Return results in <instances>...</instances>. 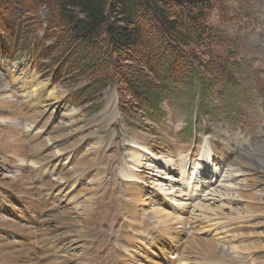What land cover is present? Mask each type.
Returning a JSON list of instances; mask_svg holds the SVG:
<instances>
[{
    "label": "rangeland",
    "instance_id": "374dc122",
    "mask_svg": "<svg viewBox=\"0 0 264 264\" xmlns=\"http://www.w3.org/2000/svg\"><path fill=\"white\" fill-rule=\"evenodd\" d=\"M219 9L213 12L211 20H214V24L223 32L224 37L216 39L212 45L217 43V51L221 53L232 50L241 64L235 74L236 87L229 88L222 101L224 104L223 113L217 109L216 114H207L205 119L201 118L199 121L197 117L195 128L186 126V122L192 123L194 118L190 120L191 112L185 105L187 102L185 99L177 101L165 98L160 101L162 109L156 110L154 117L149 118V111L145 112L134 105L131 99L133 92L130 83H123L121 91L116 79L111 77L109 85L100 94L94 95L91 102L75 96V93L89 84L88 81L94 77V74H90L88 77H81V75L72 77L70 74L64 73L68 69L72 54L67 56L65 49L60 48L61 45L58 52L52 56L51 60L47 61L28 50L12 57L0 54V89L6 83H10L11 88L15 90L14 97L19 95L18 98H20V94L24 92L23 87L26 88V92L32 93L33 83L25 86L24 80L39 83V86L45 87L46 90L45 97L46 104H48L46 112L52 115L53 128L59 125L65 126L68 128V132L73 134L74 139L81 140L77 147L64 152L58 151L56 145H52L54 149L50 154L57 157L55 165L58 168L72 170L74 173L73 177L67 181L54 179L55 182H60L63 187L53 191L51 199L53 198L54 201L46 206L47 209L49 208L48 211H57L58 215L78 214L83 211L84 207L86 208L98 200H103V204L110 205L106 212L111 213L112 211V219L106 220L103 231L96 238L94 250L88 251L87 255L84 253L87 249L84 246L87 239L70 237V235L59 236V240L66 239L67 246L56 258L57 264H198L201 263L199 258L184 259L179 254L181 245L191 240V226L196 227L192 229L193 239L207 238L219 241L220 248H223L229 256L242 259L246 264H264V219H261L264 218V184L255 185L254 182L256 177L254 172L264 174V172H260L263 171L264 166L257 162L258 167L255 165L251 167L252 169H247V173H245L239 167L240 164L245 165L237 162L239 156L246 154L245 152H257L258 146L264 143V0H224ZM19 12L17 18L23 19V24L18 27L14 21L13 13ZM49 13L47 7L40 8L34 5L32 7L25 6L19 10L14 2L4 3V7L0 9V36L5 39L6 45L10 48L16 46L12 41V35L16 30L20 33H29L32 48L38 44L52 45L55 38L59 36L57 34L53 37L50 34L51 31L60 34V30L55 29L54 31L53 29L45 32L49 22ZM1 29L8 31V35L6 36ZM127 69L132 72L136 69L135 64L128 66ZM50 93L54 95L49 97ZM10 95L13 97L12 94ZM108 98L115 99L118 110L117 118L107 128L104 121H99V116ZM25 106L26 104L21 107L23 113ZM43 107L45 108V106ZM227 108H229L228 112ZM22 123L23 129H26L27 133L31 132V136L39 133L37 130L30 131L28 125H24V120ZM50 131L47 130L44 133L46 140L49 139ZM155 132L163 135L166 140H170L173 161L166 158L167 147L161 144L166 142L156 138L157 133ZM51 134L52 131L49 135ZM107 134H110L109 147L103 148L100 143L101 138ZM145 134L153 139L152 149L143 151L141 163H135L136 161L132 159V152L134 149H141L136 143L137 138ZM62 144L64 145L65 142ZM119 144H122V149L117 152L116 146ZM125 144L128 146L124 147ZM212 144L216 149L215 152H212L210 148ZM185 147H189V149L185 151ZM48 148L51 150V146ZM205 149H209V162L202 159L201 154ZM228 152L230 156H223ZM112 153H116L115 156L118 158L113 164L114 171L117 167L119 168L118 165L122 166L123 164L135 171L137 175L139 174L138 179L133 182L118 173L110 174L103 179L104 174L102 176L98 174V166L86 165L88 167L83 166L79 171L73 170L78 167V160L85 154L87 156H103L102 160L106 162L103 164L102 161L100 167L105 170L107 169L106 163L108 160L110 161L108 157L112 156ZM183 157L192 161L186 172L179 170L177 165V161ZM231 161H236L237 164ZM170 164L177 166H172L171 169L168 166ZM255 168H260V171ZM0 173L13 175L15 172L6 170L0 165ZM203 174L207 178L204 179L205 186L198 189V193L202 195L201 200H194L193 203L186 200L185 189L197 186L196 182L203 180L201 178ZM108 183L112 186L109 187ZM1 185L0 191H7L6 187ZM206 185L209 186L207 189H205ZM215 189L216 193H212V190ZM174 194H180V196H177L175 200L172 198ZM239 194H243V198ZM13 195H11V199L15 200V203L4 202L0 198V212L5 211V207H7L9 215L15 217L21 210L18 208L19 204L21 208L24 205L18 196ZM207 196H222L223 200L219 202L214 199L211 201L203 199ZM36 197L39 200L42 196L37 194ZM182 199L185 200L178 202ZM200 203L212 204L216 212H219V216L223 218L230 219V217L237 216L238 219L233 220L232 224L223 225L216 230V227L211 226L216 223L208 219L209 214L213 216V211L208 209L205 212L193 211V208L200 207L197 206ZM124 205L132 206L137 211L138 221L140 220L137 228L139 232L132 231L133 221L124 211ZM219 207L223 209L220 210ZM249 207H252L254 215H250L248 221L244 219L249 214V211H246ZM180 209L187 211L184 218L188 221L185 228L188 232L180 225L174 224L177 228L171 229V235L164 236L162 232L168 231V229L165 230L161 225L155 223L153 220L155 213L164 211L176 220L179 217L176 211L179 212ZM222 212H227V215ZM37 213L39 215L37 220L45 221L42 219L47 218L46 213L38 208ZM241 214H243V218L238 216ZM203 216L206 218H202ZM49 217H54V215ZM33 218L35 217L33 216ZM196 218L198 219L196 220ZM21 220L30 224L27 218ZM144 220L154 223L156 230L151 235L140 228L141 221ZM52 222L55 223V220ZM231 229L238 234L248 232L247 234L253 237L255 248L251 250L232 248L230 243L236 241L241 244V242L237 240L238 237L234 239L233 232H229ZM12 235L23 241L26 239L22 233L16 232ZM249 236H247L248 239ZM239 244L236 245L239 246ZM53 253L54 251L50 250V254L53 255Z\"/></svg>",
    "mask_w": 264,
    "mask_h": 264
},
{
    "label": "trees",
    "instance_id": "16d2710c",
    "mask_svg": "<svg viewBox=\"0 0 264 264\" xmlns=\"http://www.w3.org/2000/svg\"><path fill=\"white\" fill-rule=\"evenodd\" d=\"M9 2L19 10L47 7L45 32L58 29L60 34L51 31L53 37L59 36L54 44L32 48L29 33L16 30L11 33L16 44L12 48L0 36V54L12 57L28 50L47 61L61 45L67 56L72 54L64 73L94 74L75 93L89 102L109 85L111 77L121 91L123 83H130L134 105L149 111V118L162 109L160 101L165 98L185 99L190 120L195 122L197 117L200 121L216 114L217 109L223 113L224 96L236 87L241 62L232 50L221 53L217 43L212 45L224 37L211 20L224 0H0V9ZM18 14L13 16L19 27L23 19ZM133 64L136 69L129 72L127 67Z\"/></svg>",
    "mask_w": 264,
    "mask_h": 264
},
{
    "label": "bare ground",
    "instance_id": "6f19581e",
    "mask_svg": "<svg viewBox=\"0 0 264 264\" xmlns=\"http://www.w3.org/2000/svg\"><path fill=\"white\" fill-rule=\"evenodd\" d=\"M12 82L14 83V81ZM24 82L26 83L25 86H28L29 84L33 83V85L31 86L32 93L30 94L26 92V88L23 87L24 92L20 94V98H18L19 95L14 97L15 90L14 88H11L10 83H6V85L4 87L2 86L3 88L0 89L1 92L0 93V121H1L0 122V165L6 170L15 172L13 175L0 173V184L5 186L7 189V191H3V190L0 191V195H1L0 198L3 199L4 202L15 203V200L11 199V195L15 194L16 196L19 197L20 200H22L24 205V207L21 208L19 204L18 208L21 210L19 211V214H17L15 217L9 215V209L7 207H5V211L3 210L2 212H0V264H57L55 262L56 258L64 250V247L67 246V243H65L66 239L64 238L62 240H59L58 239L59 236L70 235V237L75 236L79 239L81 238L87 239V241H85L84 243V246L87 247L84 253L87 255L88 251L91 252L94 250L96 238L98 237V234H100L103 231V227L105 225L106 220L112 219V215H111L112 211L111 213L106 212L110 207V205L103 204V200L102 201L98 200L95 203L92 202L91 205L87 206L86 208L84 207L83 211L78 214L58 215L56 214L57 211L55 212L53 210L48 211L49 208L47 209L46 206L54 201L52 200L53 198L51 199L53 195V191L57 188L63 187V185L60 182L57 181L55 182L54 179L57 178V179H63V181L64 180L67 181L68 179L73 177L72 174L74 173V171L72 170L63 169V167L58 168L57 165H55L56 162L55 158L57 157L54 154H50V152L54 149L52 145H56L55 147L58 149V151L64 152L77 147L79 145L78 143L81 140L76 138L74 139L73 134L68 132V128L65 126H60L59 125L60 123L58 124L59 126L53 128L52 126L53 120L51 118L52 115L47 114L46 112L48 104H46L47 100L45 97L46 96L45 87H40L39 83L37 82L34 83L33 81L24 80ZM10 94H12L13 97H10L11 96ZM53 95H54L53 93H50L49 97H52ZM25 104H26L25 111L23 113L21 107ZM43 106H45V108ZM117 110H118V106L115 103V99L108 98V101L101 115L99 116L100 117L99 121L100 122L104 121L108 128L112 123V121L117 118ZM21 120L22 121L24 120V125L27 124L30 131L37 130L39 133L31 136V132L27 133L28 131L26 129H23L22 127L23 123ZM47 130L52 131L51 135H49L51 131L48 133V138H49L48 140H46V137L44 138V133H46ZM155 133H157L156 138H160L166 142V143L164 142L161 143L163 146L167 147L166 148L167 152H165L166 158H169V160L173 161V159L171 158L172 154L170 152V146H171L170 140H166L164 136L158 134V132ZM60 141L61 143H59ZM152 141L153 139L149 137L147 134L143 136H139L137 138L136 143L139 144L142 150L141 149L133 150L132 159L133 161H136L135 163H141V157L143 156L141 153L143 151L145 152L147 150L152 149ZM62 142H65V144L63 145ZM109 142H110V134H107L101 138V142H100L102 144L101 147L108 148ZM121 145L122 144L116 146L117 152L121 151L122 149ZM50 146H51V150L50 148H48ZM127 146L128 144H125L124 147ZM258 147L259 150H257V152L256 151L255 152L250 151L248 153L245 152L246 154L243 153L244 155L239 156L238 158L239 161L237 162L245 165L243 166L240 164L239 166L240 170L247 173L246 170L252 169L251 167H254L257 162L264 166V143ZM210 148L212 149V152L216 151L213 144L210 146ZM188 149L189 147H185V151H187ZM208 150L205 149L201 154L202 159L205 160L206 162H209L208 156H210V153ZM6 153H8L9 156H7L8 154L6 155ZM177 154L179 155V153ZM85 155L82 158H80V160H78V164H77L78 167L77 168L73 167L74 168L73 170L79 171L83 166L86 165L92 167L98 166L99 167L98 174L99 176H102L104 174L103 179L107 178L110 174L113 175L115 173H118L119 175L121 174L127 179H131V181L133 182L134 180L138 179L139 174L137 175L135 171L125 167L123 164L122 166L118 165L119 168L117 167L116 171H114L115 168L113 164L115 161L118 160L117 156H115L116 153L115 154L112 153V156L108 157L110 161L108 160V162L106 163L107 169L105 170L100 167L103 161L102 160L103 156H87V155L85 156ZM223 156L228 157L230 156V153L228 152L226 154H223ZM105 162L103 164H105ZM231 162L236 163V161H231ZM190 163H192V161L191 162L188 161L185 157L180 158L177 161L179 170L185 172ZM175 165L170 164L168 166L172 169V166L174 167ZM256 169L260 171V168L259 169L255 168V170ZM260 172H264V169L263 171ZM254 173L256 175V177L254 178L255 185L264 184V174H259V172L257 173L256 171ZM201 178H203V180L196 182L197 186L195 187L191 186L188 187V189H185L186 193L184 194V196L187 198L186 200H190L192 201V203L194 202V200H198V199L201 200L202 195L198 193V189H202L205 186L206 183L204 182V179H206L207 176H204L203 174ZM208 184L211 185L210 183ZM108 186L111 187L112 184L108 183ZM208 187L209 186L206 185L205 189H207ZM212 193H216V189L214 191L212 190ZM37 194H41L42 196L41 198H39V200L36 199ZM242 195L239 194L241 198H243ZM177 196H180V194L179 195L174 194L172 198L176 200ZM203 199H207L208 201L214 199L219 202L223 200L222 196H218V197L207 196L204 197ZM184 200L185 199H182L179 200L178 202ZM197 206L200 207L193 208V211L195 210L197 212H201V211L205 212V210L208 209L214 212L213 216L209 214L208 219H210V221L213 220L216 223L215 225H211L212 227H216V230H218L219 227H222L223 225L232 224L233 220L238 219L237 216L230 217V219L227 217L223 218L219 216V212H216L215 208L212 207V204L208 205L206 203H200ZM37 208L40 211H44L48 219L43 218L42 220H45L43 222L37 220L39 216L37 213ZM123 209L126 213L129 214L130 216L129 218L133 221V226L131 227L132 231L137 230L140 224V220L138 221L139 215L137 214V211L135 210V208L129 205H124ZM219 209L222 210L223 208L219 207ZM246 211H249V214L247 215V218L244 220H248L250 215H254V213L252 212V207L247 208ZM185 213H187L185 209H180L179 212L176 211V214H178L179 217L176 218V220H174L166 213H164V211L156 212L154 215L155 219L153 220L155 221V223L161 225L165 230L168 229V231L164 230L165 232H162V234L164 236H169L171 235V229L174 230V228H177L175 227V225L176 226L180 225L185 230L186 225L188 224L187 219L184 218ZM222 213L227 215V212H222ZM52 215H54V217H49ZM33 216L35 218H33ZM238 216L240 218H243V214ZM204 217L205 216H203L202 218ZM23 218H27L30 224H26L25 220L22 221L21 219ZM197 219L198 218H196V220ZM17 220H21V221H17ZM52 220H55V223H53ZM153 224L154 223L151 221L144 220L141 221L140 228H142L148 235H151L156 230ZM193 228L196 227L194 226L190 227L191 240L186 241V243L182 244L181 247L179 248V254L184 259L194 260L199 258L201 260V263L198 264H246L244 261H242V259H236L229 256L223 250V248H220L219 241L208 240L207 238L205 239L203 238L200 240L198 239L196 240L195 238L193 239L192 238ZM185 231L188 232V230ZM231 231L232 229L229 230L230 233ZM16 232L22 233L23 236L26 237V239H24V241L21 240V238L17 239L15 235H12ZM48 232H50V234H48ZM232 232L234 239L238 237L237 240L241 242V244L237 243L236 241L230 243L231 242L230 240L229 243L232 248H236L238 250H240V248L248 249V250L255 248V245L252 241L253 237H250L247 234L248 232L246 234H242V233L238 234L237 232L234 231ZM247 236H249V239L247 238ZM236 244H239V246H237ZM50 250L54 251L53 255L50 254ZM62 264H66V263H62Z\"/></svg>",
    "mask_w": 264,
    "mask_h": 264
}]
</instances>
